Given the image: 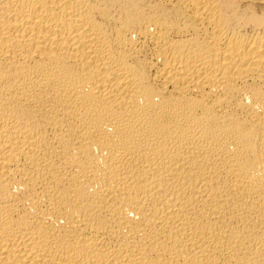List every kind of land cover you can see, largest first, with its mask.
<instances>
[{
  "label": "bare ground",
  "instance_id": "1",
  "mask_svg": "<svg viewBox=\"0 0 264 264\" xmlns=\"http://www.w3.org/2000/svg\"><path fill=\"white\" fill-rule=\"evenodd\" d=\"M0 264H264V0H0Z\"/></svg>",
  "mask_w": 264,
  "mask_h": 264
}]
</instances>
